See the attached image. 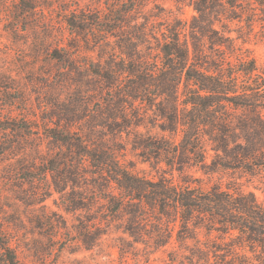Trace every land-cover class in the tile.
Instances as JSON below:
<instances>
[{
	"label": "trees",
	"instance_id": "1",
	"mask_svg": "<svg viewBox=\"0 0 264 264\" xmlns=\"http://www.w3.org/2000/svg\"><path fill=\"white\" fill-rule=\"evenodd\" d=\"M144 1L104 0L91 15L66 13L70 32L96 52L87 63L89 114L61 111L56 127H47L75 155L43 161V172L88 213L77 233H147L136 240L175 244L170 264H264V201L235 177L264 179V69L247 39L239 43L227 29L243 19L238 13L254 27L264 0H177L194 7L191 20L180 9L146 13ZM65 52L51 58L78 68ZM148 124L159 132L138 130ZM128 140L144 160L161 164L158 177L121 158ZM187 168L234 175L205 186ZM0 264H21L1 225Z\"/></svg>",
	"mask_w": 264,
	"mask_h": 264
},
{
	"label": "rangeland",
	"instance_id": "2",
	"mask_svg": "<svg viewBox=\"0 0 264 264\" xmlns=\"http://www.w3.org/2000/svg\"><path fill=\"white\" fill-rule=\"evenodd\" d=\"M30 1L35 8H25ZM104 5V0H0V225L21 264H170L169 253L175 249L173 242L156 248L136 240L147 233H77L78 218L86 222L88 213L75 209L70 198L54 188L51 174L43 172V161L75 155L48 136L47 127H56L61 111L63 117L68 115L65 111L75 112V117L89 114L84 98L89 89L87 63L96 52L70 32L66 13L91 15ZM178 9L189 20L196 14L192 5L177 0L144 1L150 14L169 15ZM238 14L243 19L229 21L227 29L240 36L239 43L247 39L245 47L264 69V17L252 27L245 14ZM63 49L78 68L71 71L51 58L54 50ZM79 124L75 121L69 127L76 130ZM148 129L159 132L154 124L138 128ZM125 142L120 154L129 166L148 177L162 173L161 164L144 160L129 140ZM187 173L202 177L205 186L219 178L226 185L234 175L219 171L209 177L197 168H187ZM236 175L244 190L264 201L263 178ZM173 177L179 182L177 172ZM63 221L66 228L60 227Z\"/></svg>",
	"mask_w": 264,
	"mask_h": 264
}]
</instances>
